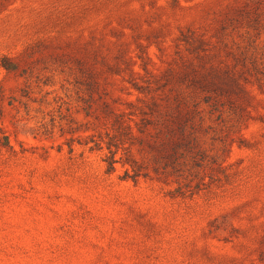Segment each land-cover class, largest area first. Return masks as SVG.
Here are the masks:
<instances>
[{"label":"rangeland","instance_id":"obj_1","mask_svg":"<svg viewBox=\"0 0 264 264\" xmlns=\"http://www.w3.org/2000/svg\"><path fill=\"white\" fill-rule=\"evenodd\" d=\"M248 2L264 8L0 0V264H264V92L252 87L242 112L206 120L204 164L178 183L121 179L124 167L108 172L107 150L91 141L104 131L103 100L120 111L137 96L108 72L115 55L141 76L143 47L158 72L159 48L169 52L180 30L205 31Z\"/></svg>","mask_w":264,"mask_h":264},{"label":"trees","instance_id":"obj_2","mask_svg":"<svg viewBox=\"0 0 264 264\" xmlns=\"http://www.w3.org/2000/svg\"><path fill=\"white\" fill-rule=\"evenodd\" d=\"M263 15L260 3L230 5L211 28L180 30L169 52L159 48L163 68L158 72L149 67L143 47L137 55L141 76L123 52L113 57L108 72L121 76L128 84L124 89L137 96L120 111L101 102L104 131L91 141L96 149L107 150L108 172L119 163L121 179L134 183L169 176L178 183L199 174L206 157L200 135L212 128L206 120L221 123L227 109L242 112L253 97L252 87L264 92ZM1 65L16 69L6 56ZM92 83L98 85L95 78ZM89 101H84L85 115L92 107ZM0 144L9 146L6 135Z\"/></svg>","mask_w":264,"mask_h":264}]
</instances>
